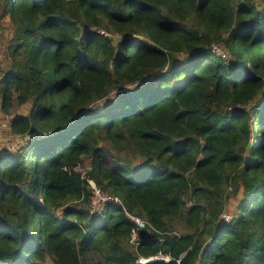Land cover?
Returning <instances> with one entry per match:
<instances>
[{
    "label": "trees",
    "instance_id": "16d2710c",
    "mask_svg": "<svg viewBox=\"0 0 264 264\" xmlns=\"http://www.w3.org/2000/svg\"><path fill=\"white\" fill-rule=\"evenodd\" d=\"M0 22L2 109L25 111L0 264H264V6L0 0ZM90 182L118 200L94 216Z\"/></svg>",
    "mask_w": 264,
    "mask_h": 264
},
{
    "label": "rangeland",
    "instance_id": "374dc122",
    "mask_svg": "<svg viewBox=\"0 0 264 264\" xmlns=\"http://www.w3.org/2000/svg\"><path fill=\"white\" fill-rule=\"evenodd\" d=\"M253 2L256 5H258L259 7L264 6V0H253ZM5 29L6 28H5L4 23L0 22V45L2 44V42H5V39L7 37V33H6ZM220 51H221L220 48L215 49V52L217 53V55H219V56L224 55L225 57H227V55L224 51H222V52H220ZM0 102H1V99H0ZM0 104H1L0 105V156H1L7 152H12V151L16 150L17 149L16 144L18 142L22 141L20 138H17L12 133L11 121L15 116L24 114L25 111L23 110L24 107L22 108L19 106H15L14 108H12L10 110V112L6 113L2 109V102ZM120 156H122V155H120ZM83 161H84V164L81 166V168H79V170L82 171V173H85V169H87V166L89 167L90 162L88 160H86L85 158ZM112 199H111L112 201L117 202L116 199H114V198H112ZM91 202L92 203H89V205H88L89 210L91 209V215L94 216V215L99 214L96 207H98L99 205H102V202H99L96 205L93 203V201H91ZM235 206H236V201L232 200L231 204H230L231 210H233L235 208ZM227 211L222 215V218H223V220L228 222L232 215L229 211L228 212ZM180 228H182L181 224H180ZM48 263H52V261L48 260Z\"/></svg>",
    "mask_w": 264,
    "mask_h": 264
},
{
    "label": "built area",
    "instance_id": "2783aa9c",
    "mask_svg": "<svg viewBox=\"0 0 264 264\" xmlns=\"http://www.w3.org/2000/svg\"><path fill=\"white\" fill-rule=\"evenodd\" d=\"M101 34H104V35H107L103 30H98ZM220 52H222V51H220ZM222 57H224L225 58V56L224 55H221ZM1 103V102H0ZM1 105V104H0ZM90 186H91V188H92V190H93V197H92V201H93V203L96 205L97 203H99V202H102V205H99L98 207H96L97 208V211L98 212H102L103 210H104V208H105V203L106 202H111L113 199L112 198H110V197H108L107 195H105V194H103L102 192H101V190L100 189H98V187L95 185V183L94 182H90ZM112 199V200H111ZM117 200V199H116ZM118 201V200H117ZM92 203V202H91ZM101 207V208H100ZM231 219V218H230ZM229 219V220H230ZM132 220L137 224V226L139 227V229H145L146 228V223H144L142 220H140V219H136V218H132ZM151 227V229H153L152 228V226H150ZM132 242L133 243H136L137 241H138V234H137V232L136 231H134L133 232V234H132ZM159 258V257H158ZM160 258H162V259H165V260H169L168 259V257H163V256H161ZM153 259H155V258H152V259H148V260H146V259H141L140 260V263H142V264H144V263H147V262H150V261H152ZM46 264H52V263H46Z\"/></svg>",
    "mask_w": 264,
    "mask_h": 264
}]
</instances>
